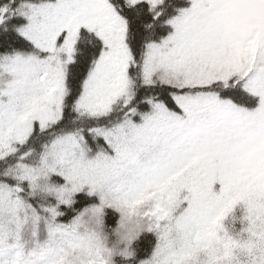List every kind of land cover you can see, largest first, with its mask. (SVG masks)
Instances as JSON below:
<instances>
[{
  "label": "snow or ice",
  "instance_id": "6c2138e0",
  "mask_svg": "<svg viewBox=\"0 0 264 264\" xmlns=\"http://www.w3.org/2000/svg\"><path fill=\"white\" fill-rule=\"evenodd\" d=\"M0 264H264V0H0Z\"/></svg>",
  "mask_w": 264,
  "mask_h": 264
}]
</instances>
